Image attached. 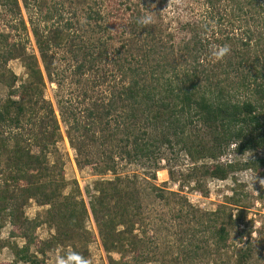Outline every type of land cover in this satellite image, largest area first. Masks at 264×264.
Wrapping results in <instances>:
<instances>
[{"label": "trees", "instance_id": "obj_1", "mask_svg": "<svg viewBox=\"0 0 264 264\" xmlns=\"http://www.w3.org/2000/svg\"><path fill=\"white\" fill-rule=\"evenodd\" d=\"M196 3L204 11H198L199 20L194 19ZM165 12L171 15L164 18ZM146 15L152 22L144 25L139 21ZM234 20L240 21L238 32L228 30L217 40L232 42L223 61L202 57L210 23L234 25ZM2 23L16 31L0 28V83L6 87L0 98V156L6 176L22 194L47 203L46 212L55 222L49 238L35 239L29 231L37 224L34 219H25L32 220L27 232L11 219L15 228L10 233L25 237L22 246L14 247L16 258L44 264L28 244L41 253L51 244H68L63 241L71 229L81 227L78 219L86 214L83 198L69 201L73 195L67 198L60 191L63 179L50 174L60 166L51 157H57L62 132L78 167L113 174L85 189L108 264H124L126 250L141 260L148 251L147 241L132 233L133 223L142 218V199L130 174H121L118 166L145 163L154 176L164 167L159 160L167 161V149L185 155L182 177L196 182L200 176L223 179L242 167L264 173V0H0ZM17 32L25 40L29 32L36 53L25 50ZM109 42L115 43L110 50ZM58 47L69 57H54ZM177 50L179 57H173ZM12 58L20 61L23 75L7 65ZM47 83L53 85L49 96L44 95ZM228 149L254 155L244 162L219 160ZM2 181L3 200L6 178ZM164 192L160 188L155 196L168 202L173 191ZM185 203L188 208L183 199L171 210L173 218L193 219L200 229L210 230L216 248L225 246V225L231 219L225 204L203 211L210 220L203 222ZM187 239L180 242L175 264L192 258L200 246H188ZM69 244L63 256L78 253ZM234 254L231 264H247L249 246Z\"/></svg>", "mask_w": 264, "mask_h": 264}, {"label": "rangeland", "instance_id": "obj_2", "mask_svg": "<svg viewBox=\"0 0 264 264\" xmlns=\"http://www.w3.org/2000/svg\"><path fill=\"white\" fill-rule=\"evenodd\" d=\"M198 11L204 12L199 3H196L195 18H193L199 20L201 15L198 14ZM20 13L25 18L26 13L22 7H20ZM164 14V18L171 15L170 12ZM238 22L240 21L234 20V25H232V22L225 21L224 23L211 22L210 29L212 30L209 29L206 34H203L207 37L208 43L202 57H211L210 51L213 45L230 46L232 43L230 40L224 39L223 42L217 40L223 39V35L228 30L229 32H238L239 28L236 26ZM0 28L2 30L11 29L10 31L13 33L16 31L12 30L8 24L3 23L0 24ZM252 28L260 30L259 25H252ZM27 34V40H25L23 32H19V34L17 32L14 36L19 38L21 42L23 41L27 52L34 51L36 53L32 37L29 32ZM114 44L109 42L107 45L108 50ZM156 53H153L152 56L157 57L158 53ZM178 53L177 50L173 53V57H179ZM53 56L69 57L68 53L59 47L54 49ZM7 65L15 73H22L23 75V68L17 58L8 60ZM52 87V84H46L45 96L51 94ZM5 92L6 87L0 83V98L4 97ZM60 126L63 127L62 124ZM56 145L57 157L51 158L54 161L53 165H56V167L60 165L62 172L58 175L60 170L57 167L50 174L55 179H63L64 185L60 191L63 195L67 194V198H69V195H73V198H69V201H72V199L78 200L79 197L83 198L86 214L78 219L81 227L69 231V237L63 241V243L68 244H51L44 247V252L41 253L36 250L35 244L30 242L28 251L42 258L44 264H56V258L63 256V251L69 250L71 248L69 243L72 242L75 250L89 259L91 264H108V254L100 242L94 218L87 206L88 195L85 189L87 187L92 190L91 186L95 180L107 179L112 177L113 174L111 172L98 173L92 166L88 165L78 167L74 161V150L68 144L63 132ZM253 155L254 152L250 150L237 154L228 149L227 152L220 155L219 160L225 161L228 159L244 162ZM163 156L167 158V161L165 159L159 160V163L164 167H158L154 171V176H151V168L147 167L145 163H125L117 167L121 174H130L129 179L134 181L133 185H135L138 195L142 199V210H140L142 218L133 223L132 233H136L137 237H142V240L147 241L148 249L145 255L142 254V260L139 257L134 259L132 253L126 250L122 257L125 260L124 264H175L176 255L182 252L180 242L184 240L185 236L189 238L187 239L189 241L188 246L192 247L193 244L200 246L197 247L192 258L188 257L179 264H231L234 262L236 249L244 245L249 246L250 249L247 264H264V196L261 198L258 196L259 192L264 194V183L261 182L264 181V173L259 174L249 167H242L234 169L223 179L200 176L196 182L192 180L193 178H188V180L182 177L187 159L184 154L178 153L175 156L173 152L165 149ZM166 168L171 169V174H168ZM7 173L8 171L4 167V156H0V192L6 189L2 181L4 178H6L5 183L7 184L5 192L7 196L3 200L0 198V261H5L8 264H30L15 257L14 247L22 246L25 237L10 233L11 229L19 227V230L27 232L28 223L32 220L25 219H34L37 224L30 228V233L35 239H47L55 232V222L49 219L46 212L49 205L47 203L40 204L33 197L22 194L21 187L16 186L6 176ZM151 184L155 187L150 188ZM160 188L165 191L164 193L173 191V193L167 195L168 202L164 198L155 196V192H158ZM183 199L187 208L188 205L185 201L195 209L192 216L201 215L203 222L210 221L203 215V211L213 209L220 203L225 204V211L230 212L231 215V219L225 225L227 231L225 246L216 248L213 245L214 237L211 236L210 230L200 229V223H194L193 219L173 218L174 213L172 212L180 204V200L183 201ZM231 199H236V201L234 202ZM76 207L77 209L80 208L79 205ZM11 219H14L17 226L12 225ZM214 223L216 224L217 221ZM191 226L193 230L189 231L188 229ZM185 229L189 233L193 232L194 236H189ZM194 229H197V231H194ZM110 255L117 257L118 253L111 252Z\"/></svg>", "mask_w": 264, "mask_h": 264}, {"label": "clouds", "instance_id": "obj_3", "mask_svg": "<svg viewBox=\"0 0 264 264\" xmlns=\"http://www.w3.org/2000/svg\"><path fill=\"white\" fill-rule=\"evenodd\" d=\"M140 23L147 25L152 22V17L149 15L144 16ZM230 52L228 45H213L210 51L213 62L223 61L226 55ZM264 183V181H261ZM91 264V261L84 256L76 252H69L64 256H58L56 258V264Z\"/></svg>", "mask_w": 264, "mask_h": 264}]
</instances>
